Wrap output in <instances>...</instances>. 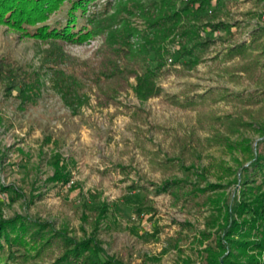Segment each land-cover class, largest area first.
<instances>
[{
    "label": "rangeland",
    "instance_id": "rangeland-1",
    "mask_svg": "<svg viewBox=\"0 0 264 264\" xmlns=\"http://www.w3.org/2000/svg\"><path fill=\"white\" fill-rule=\"evenodd\" d=\"M71 1L75 0L65 1L50 14L45 25L64 21ZM120 1L128 0H96L88 14L98 16L107 2L115 6ZM135 1L147 5L151 0ZM220 5L223 8L218 20L234 26L232 32L236 31L229 44L248 43L251 33L264 27V0H220L215 7ZM133 22L139 24L136 19ZM101 41L96 37L82 45H66L65 50L86 60ZM47 48L48 44L22 38L0 25V60L11 59L37 68ZM224 48L218 42L210 48L211 54L193 68L167 61L168 71L156 81L161 96L141 101L131 87L117 98V107L95 108L91 102L89 107L71 113L51 90L47 70L42 73L43 88L35 106L20 109L19 102L6 98L0 89V185L13 192L12 199L0 195V217L27 216L50 222L55 230L66 232L76 241L93 238L108 258L123 264H183L186 260L204 264V250L215 245L214 235L202 236L203 232L215 233L205 225L210 211L178 203L151 185L164 179H186L201 188L209 184L222 186L211 193L214 196L222 192L238 195L239 186L232 180L239 178L240 169L234 160L242 158L243 148L255 153L264 134V69L253 81L243 73L228 76L220 69L222 65L235 67L242 61L235 57L224 62ZM260 60L264 64V57ZM134 83L129 80L131 86ZM204 94L208 96L203 113L213 118L207 117L199 128L198 109H190L186 102L189 98L197 103ZM196 137L202 144L200 148L193 142ZM181 138L199 152L190 158L198 175L195 169L180 168V163H173L168 173L153 170L148 164L149 152L170 159L180 156ZM136 139H141L143 149ZM225 139L228 147L222 142ZM258 148L264 147L259 144ZM55 155L61 157L70 173L65 187L48 181L54 173ZM180 161L183 167L189 166V160ZM115 164L130 168L129 179L113 170ZM131 181L151 190L147 198L152 209L144 216L138 204L145 192L130 189ZM65 188L71 192L66 193ZM91 192L100 193V200L108 206L106 217L97 223L86 218ZM84 199L88 201L84 203Z\"/></svg>",
    "mask_w": 264,
    "mask_h": 264
},
{
    "label": "trees",
    "instance_id": "trees-1",
    "mask_svg": "<svg viewBox=\"0 0 264 264\" xmlns=\"http://www.w3.org/2000/svg\"><path fill=\"white\" fill-rule=\"evenodd\" d=\"M65 1L0 0V25L19 33L22 38L48 44L37 68L20 65L11 59L0 60V89L6 98L18 101L20 109L37 104L43 88L41 76L44 70L48 71L51 90L59 95L71 113L76 114L82 107H89L91 102L95 108L117 107L120 105L117 98L131 87L141 101L161 96L162 90L156 81L168 71L167 61L193 68L211 54L210 48L218 42L225 46L224 62L235 57L242 61L235 67L222 65L220 69L228 76L239 77L237 73H243L253 81L264 69L260 60L264 57V27L255 29L248 43L229 44L236 31L232 32L234 26L218 20L223 7L215 6L220 0H151L147 5L128 0L115 6L107 2L98 16L88 14L90 5L96 0H75L71 1L64 21L45 25L49 15L58 11ZM133 19L139 24L135 25ZM96 37L102 39L101 44L86 60L75 58L65 50L66 45H82ZM130 79L135 82L133 86L129 84ZM208 94L201 95L197 103L189 98L186 102L190 109H198L199 128L207 117L213 118L202 109ZM122 107L130 111L128 107ZM261 137L255 153L243 148L240 150L242 158L234 160L237 170L240 169L239 178L232 180L236 187L239 186L238 195L234 192L228 196L222 192L214 196L211 193L222 186L209 184L201 188L186 179H164L151 185L157 192H167L178 203L198 211H210L205 225L207 230L215 229V233L203 232L202 236L214 235L215 245L204 250V264H264V148H258L259 144L264 147V134ZM136 140L143 149L141 139ZM185 141L186 138L178 141L183 147V156L179 154L181 157L176 155L170 159L149 152L148 164L153 170L168 173L174 168L173 163H180V168L195 169L197 174L190 158H195L199 152ZM193 142L198 143L199 148L202 145L198 137ZM222 142L226 146L228 141ZM180 158L189 160V166L183 167ZM61 161V157L55 155L54 173L48 181L65 187L70 181V173ZM2 162L0 157V167ZM113 170H117L123 179H129L130 168L115 164ZM128 187L145 192L138 204L140 214L144 216L152 209L147 198L151 190L135 181ZM9 189L0 185V195L4 199H12L13 192ZM65 189L66 193L71 192L69 188ZM88 200L91 205L86 218H93V223L103 220L108 206L100 200V193H89ZM88 200L84 199V203ZM0 264L123 263L108 258L93 238L76 241L66 232L55 230L50 222L16 215L10 219L0 217ZM183 264L193 262L186 260Z\"/></svg>",
    "mask_w": 264,
    "mask_h": 264
},
{
    "label": "built area",
    "instance_id": "built-area-1",
    "mask_svg": "<svg viewBox=\"0 0 264 264\" xmlns=\"http://www.w3.org/2000/svg\"><path fill=\"white\" fill-rule=\"evenodd\" d=\"M169 62H170V60H169Z\"/></svg>",
    "mask_w": 264,
    "mask_h": 264
}]
</instances>
